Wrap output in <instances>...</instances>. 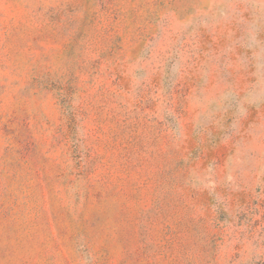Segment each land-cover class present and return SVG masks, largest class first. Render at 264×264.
<instances>
[{
	"label": "rangeland",
	"instance_id": "rangeland-1",
	"mask_svg": "<svg viewBox=\"0 0 264 264\" xmlns=\"http://www.w3.org/2000/svg\"><path fill=\"white\" fill-rule=\"evenodd\" d=\"M0 264H264V0H0Z\"/></svg>",
	"mask_w": 264,
	"mask_h": 264
}]
</instances>
